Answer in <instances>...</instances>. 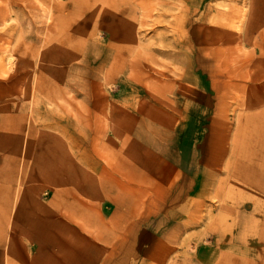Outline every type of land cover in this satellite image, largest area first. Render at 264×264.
<instances>
[{
    "label": "rangeland",
    "instance_id": "obj_1",
    "mask_svg": "<svg viewBox=\"0 0 264 264\" xmlns=\"http://www.w3.org/2000/svg\"><path fill=\"white\" fill-rule=\"evenodd\" d=\"M0 264H264V0H0Z\"/></svg>",
    "mask_w": 264,
    "mask_h": 264
},
{
    "label": "bare ground",
    "instance_id": "obj_2",
    "mask_svg": "<svg viewBox=\"0 0 264 264\" xmlns=\"http://www.w3.org/2000/svg\"><path fill=\"white\" fill-rule=\"evenodd\" d=\"M178 2H180V1H178ZM252 3H253V2H252ZM223 7H224V6H223ZM257 7H258V6H257ZM237 9H238V8H237ZM239 9H240V8H239ZM239 9H238V10H239ZM258 9H260V8H258ZM234 10H235V9H234ZM254 11H255V10H254ZM254 11H253V12H254ZM238 12H240V11H238ZM249 13H250V12H249ZM257 13H258V12H257ZM192 15H193V14H192ZM237 16H238V14H237ZM254 16H256V15H254ZM256 18H257V17H256ZM236 19H237V18H236ZM254 24H255V23H254ZM256 24H257V23H256ZM256 27H257V26H256ZM255 29H256V28H255ZM255 29H253V30H255ZM247 30H248V29H247ZM245 32H246V30H245ZM252 32H253V31H252ZM220 35H221V34H220ZM231 35H232V34H231ZM231 35H230V38H231ZM245 36H246V35H245ZM253 36H254V35H253ZM228 37H229V36H228ZM234 37H235V35H234ZM234 37L232 36V38H234ZM237 37H238V36H237ZM137 38H138V37H137ZM230 38H229V39H230ZM232 38H231V39H232ZM251 39H252V38H250V40H251ZM237 40H239V39H237ZM250 40H249V41H250ZM207 41H208V40H207ZM182 42H183V41H182ZM251 42H252V40H251ZM238 43H239V41H238ZM254 43H255V42H254ZM238 45H239V44H238ZM253 45H254V44H253ZM240 46H241V45H240ZM133 67H134V66H133ZM131 68H132V67H131Z\"/></svg>",
    "mask_w": 264,
    "mask_h": 264
}]
</instances>
